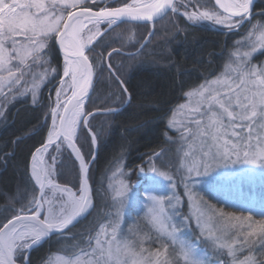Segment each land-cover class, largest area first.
<instances>
[{"label":"snow or ice","instance_id":"snow-or-ice-1","mask_svg":"<svg viewBox=\"0 0 264 264\" xmlns=\"http://www.w3.org/2000/svg\"><path fill=\"white\" fill-rule=\"evenodd\" d=\"M253 3L254 0H215L222 11L184 14L189 20L214 22L224 31H234L245 21L252 24ZM183 6L173 0H0V100L6 104L11 94L21 91L28 83L26 73L31 77L33 70L44 69L46 64L47 70L52 71L53 50L59 59L56 76L63 84L49 105L50 127L40 146L29 156L27 175L32 183L31 192L20 193V198L17 192L10 197L3 194L5 200L11 198L20 207H10L11 215L0 220V264H30L34 245L52 232H60L66 238L73 221L93 206L90 173L97 137L89 118L94 120L105 114L92 110L97 104L95 84L107 73L114 88L111 99L130 95L127 82L121 79L123 71L94 55L99 47L94 41L102 35L101 26L111 32L120 23L148 24L169 13H178ZM255 28L264 30V23ZM131 47L142 45L136 41ZM248 57L249 53H243L233 61L234 68L228 66L231 79L218 77L210 84L198 86L195 95L201 98L202 105L195 109L200 117L194 119L195 131L189 128L188 136L179 133L189 148L183 152L184 175L198 176L201 169L208 171L217 158L234 156L253 165L264 164V64L254 66ZM36 87L33 84L29 94L35 93ZM102 108L108 105L105 103ZM108 111L116 114L111 108ZM195 138L199 144L193 150L188 141ZM81 139L84 143L78 147L77 141ZM65 151L78 165L80 184L75 190L56 183L57 163ZM168 180L171 182V177ZM52 190L59 194L50 197ZM124 191L122 186L117 195L123 197ZM189 198L192 199L191 194ZM148 199L152 205L149 213L158 214L159 219L164 215L162 198ZM123 204L121 199L119 206L122 208ZM203 207L207 213L197 207L194 215L198 226L206 232L207 241L216 247V254H222L223 264H228L227 257H232L231 264H257L247 252L256 249L257 244V250H264V219L225 212L206 203ZM205 215L207 219L200 224ZM120 218L118 211L114 221L98 226L94 242L89 241L87 248L80 249L75 264H203L202 257L207 259L205 249H197L192 242L167 231L163 220L155 234L141 239L126 236L120 229ZM216 225H220L216 229L220 234L213 236ZM238 252L245 256L244 260L239 259ZM60 264L74 262L66 259ZM211 264H221V260ZM258 264H264V259Z\"/></svg>","mask_w":264,"mask_h":264},{"label":"rangeland","instance_id":"rangeland-1","mask_svg":"<svg viewBox=\"0 0 264 264\" xmlns=\"http://www.w3.org/2000/svg\"><path fill=\"white\" fill-rule=\"evenodd\" d=\"M257 1L259 6L264 4V0ZM109 2H112V0H109ZM180 3H183L184 6L180 7L178 13L174 14L184 16L189 24H205L212 28L220 29V31L223 30L222 26H217L214 22L189 20L187 15L184 14L195 12L198 15L204 11L212 12L214 10H219L218 5L215 4V0H178L177 4ZM263 17L264 11L258 8L253 12L251 25L245 21L236 27V29L232 31L234 36L231 42L225 47V54L220 62L219 69L212 73L205 74L206 76L196 85L187 89L183 93L182 100L172 107L166 120L167 130L165 132V139L168 145L162 150H157L149 154L145 157V160L139 164L137 172L140 177L139 179H128L127 173L129 172L122 157L115 159L110 167L100 175L97 183L101 188L102 194L100 198L102 202L101 208H99L97 206L98 201H95L92 192L93 206L89 211V214L92 213V220H90L92 221V225L88 226V229L82 228L79 232L77 231V233H71L66 236V238L61 233H56L58 237L55 238L54 241V250L42 261V264H60L61 261L66 259L72 260L75 264L77 255L80 254V249L87 248L89 241L94 242L98 226L107 225L109 222L114 221L118 211L121 212L120 229L126 236L135 235L141 239H146L148 236L157 232V229L161 226L160 221L163 220V226L167 231L175 232L181 239L192 242L197 249L206 250L205 255L207 259L205 260L202 257L203 264H211L214 260H221V264H223V260L221 259L222 254L218 256L216 254V247L213 246L210 241H207V234L198 226V220L194 212H196L197 207H199L201 211L207 213V209L203 207V204L206 203L215 208L223 209L225 212L248 216L250 214L235 209L233 210V206L228 203L234 202L249 206H264V164L258 163L253 165L243 162L242 158L236 160L234 156L231 159L217 158L208 171L201 169L200 175L197 176L193 174L191 177H188L184 175L183 165L186 163V160L184 159L183 152L189 151V148L181 141L179 133L182 131L185 136H188L190 135L188 132L189 128L195 131L194 119L200 118L195 112V109L200 108L202 105L201 98L195 95L199 85L205 84L206 82L210 84L211 81L216 80L218 77L221 79H231L232 74L229 73L228 66L231 65L234 68L236 65L233 61L243 53H249L248 59L252 65L259 66L264 64V39H262V32H264V30L257 31L255 28L256 25L264 23V20H261L264 19ZM156 22L142 26L120 23L119 26H115V30L111 32L105 30L104 27L101 26V36L106 35L104 40H107L109 43H117L120 46V48H114V46L110 48L105 53V61L113 64L114 62H112V60H114L113 57L116 55V51H119L121 55L136 52L140 47L133 50L131 49L133 48L131 44L139 41L140 44L143 45L149 41ZM161 26L165 27V23L163 22L160 24V27ZM120 57L122 58V56ZM116 60L118 68L121 69L120 66L122 65V61L118 55H116ZM121 70L123 71V75L124 70L127 71L126 69ZM42 72L43 70L41 68H36L33 70L31 77L26 73L25 79L28 81L27 84L31 87L33 84L38 86L44 77ZM38 76L42 77V79H37ZM104 85L107 86V89L110 87L111 91L110 93L109 91L107 92L108 94L105 98V95H102L101 92L100 97L95 92L94 99L97 100V104L92 107L93 112L103 111L104 113H110L108 108L116 112L127 104L130 97L117 96L115 99H111L114 88L108 79L107 73L95 84L96 91L98 88L102 90ZM62 87V81L59 79L58 87L55 88V97L56 92ZM65 91L68 90L65 89ZM189 93H192V95H189ZM106 101L111 104L108 105V108H102V105L105 104ZM49 111L51 112L50 107ZM106 119L107 118L103 115L97 116L94 120L89 118L90 125L91 122H104ZM92 131L94 132V129H92ZM174 141L178 142L174 143ZM97 143L98 140L96 139V144L93 149L95 156L98 148ZM188 144L192 145V149L194 150L199 144V139L195 138L189 140ZM177 159H179V164L176 163ZM196 159L198 160L199 157H196ZM153 169L155 170L154 172ZM161 173L165 175H160ZM90 174L91 176L94 175L92 169ZM67 176L69 183L66 182L67 184L64 185L58 179H56V183L61 187H69L74 190L77 189L80 184V176L78 183L75 181L77 183L76 185L69 181L70 178L68 174ZM168 177H171V182L168 180ZM172 185H174V187ZM185 185H187V187ZM122 186H125L123 197L117 195V193L121 191ZM58 194L56 190L49 192L50 197H55ZM190 194L192 199L189 198ZM149 196H155L158 199L162 198L164 215L159 217V219H157L158 214L154 212L149 213L148 211V209L152 207L148 199ZM121 199L124 200L122 208L119 206V201ZM193 200H195V204ZM252 217L255 220L264 219ZM206 219L207 215H205L199 223L203 224ZM214 219L215 218H213V220ZM208 226L211 225H206V227ZM219 227L220 225H216L213 228V236L220 234L216 230ZM109 231H111V229H109ZM185 233L192 234H190L191 236L189 237L185 235ZM40 243L41 241L36 245ZM258 246L257 244L256 249L247 252V256L257 261V264L260 260L264 259V257L259 258L261 250H257ZM236 255L240 260L245 259V256L240 252ZM262 255H264V250ZM81 259H83L82 256ZM226 259L228 260V264H231L232 257H227Z\"/></svg>","mask_w":264,"mask_h":264},{"label":"trees","instance_id":"trees-1","mask_svg":"<svg viewBox=\"0 0 264 264\" xmlns=\"http://www.w3.org/2000/svg\"><path fill=\"white\" fill-rule=\"evenodd\" d=\"M258 8L264 11V4L259 6L256 0L253 12ZM163 22L165 27H160ZM105 36H100L95 41L99 43V47L94 53L98 60L104 61L105 53L110 48H120L117 43L104 40ZM233 36L232 31H220L205 24L191 25L184 16L169 13L155 23L149 41L142 47H137L139 49L136 52L118 55L122 61L120 68L127 70H124L122 79L128 84L129 101L117 110L115 115L105 113L103 116L107 119L104 122H91L98 140V148L92 166L94 175L90 174V181L99 208L102 202L101 188L97 183L100 175L115 159L122 157L129 172L128 179L140 178L137 173L139 164L149 154L168 145L165 139L168 113L182 100L187 89L200 82L205 74L219 69L225 47ZM116 55L112 65L118 68ZM52 56V71L47 70L49 65L46 64L42 69L44 77L36 87L35 93L29 94L33 86L26 84L19 93L11 94L8 103L0 100L3 105V114L0 115V220L11 215L10 207H20V204L11 198L5 200L3 194L10 197L12 192H17L20 198V193H30L32 190V183L27 175V163L33 149L40 146L46 135L50 123L49 105L54 101L55 88L58 87L59 81L56 76L59 59L55 50ZM48 59L51 60V57ZM108 91L110 93L111 88L107 89L104 85L102 90L98 88L96 94L100 97L101 92L105 98ZM106 103L111 104L107 101ZM81 143H84L82 139L77 141V145L80 146ZM45 159L47 160V154ZM67 174L69 181L76 185L80 176L79 169L72 155L65 151L57 163L55 176L65 185L68 182ZM228 204L233 206V210L264 218V206L234 202ZM91 218L92 213H88L72 227L67 236L79 232L82 228L88 229V226L92 225ZM190 234L192 233H185L189 237ZM57 237L58 234H51L33 247L30 252V264H42L54 250ZM262 252L263 250L259 258L264 257Z\"/></svg>","mask_w":264,"mask_h":264},{"label":"water","instance_id":"water-1","mask_svg":"<svg viewBox=\"0 0 264 264\" xmlns=\"http://www.w3.org/2000/svg\"><path fill=\"white\" fill-rule=\"evenodd\" d=\"M177 0H173L174 3H176ZM255 1L254 0V3H253V7H254V4H255ZM164 17V16H163ZM162 17V18H163ZM161 18H157V19H154L152 22H150V24H153L154 22H156L157 20H160ZM141 24V23H140ZM70 95V94H69ZM78 146V145H77ZM79 147V146H78ZM78 166V165H77ZM91 184V183H90ZM93 199V198H92ZM91 208H89L85 213L81 214L79 217H77L74 221H73V225H75L79 220H81L82 218H84L90 211ZM54 233H60V232H52L51 234H54Z\"/></svg>","mask_w":264,"mask_h":264}]
</instances>
